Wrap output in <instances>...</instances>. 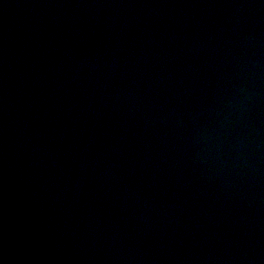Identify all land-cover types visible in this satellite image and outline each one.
<instances>
[{
	"label": "water",
	"instance_id": "1",
	"mask_svg": "<svg viewBox=\"0 0 264 264\" xmlns=\"http://www.w3.org/2000/svg\"><path fill=\"white\" fill-rule=\"evenodd\" d=\"M0 264H264V0H0Z\"/></svg>",
	"mask_w": 264,
	"mask_h": 264
}]
</instances>
